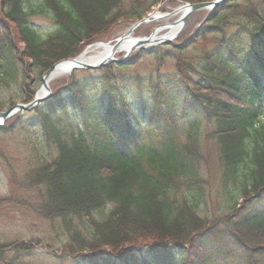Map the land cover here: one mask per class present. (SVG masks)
<instances>
[{"label":"trees","instance_id":"obj_1","mask_svg":"<svg viewBox=\"0 0 264 264\" xmlns=\"http://www.w3.org/2000/svg\"><path fill=\"white\" fill-rule=\"evenodd\" d=\"M120 1L0 0V76L17 81L28 102L33 70L41 76L104 40L117 19L138 21L166 0H131L118 12ZM37 14L54 24L46 35L28 21ZM143 58L152 59L149 74L137 69ZM49 87L7 129L37 128L56 149L26 184L39 192L37 214L58 220L68 237L62 256L72 264H264V0H225L189 36L127 62L76 69ZM201 120L217 145L213 197ZM33 247L0 241V264H22L20 253Z\"/></svg>","mask_w":264,"mask_h":264},{"label":"rangeland","instance_id":"obj_2","mask_svg":"<svg viewBox=\"0 0 264 264\" xmlns=\"http://www.w3.org/2000/svg\"><path fill=\"white\" fill-rule=\"evenodd\" d=\"M130 1L121 0L119 6L116 7L117 11L125 10ZM142 2L146 3L148 0H142ZM179 4L180 2L166 0L151 7L148 14L152 11H158L161 14L169 13ZM116 8H113L114 14L117 12ZM206 13L207 10L205 9L191 12L181 28V33L176 38L191 35L202 24L200 22ZM174 19L176 18L171 16L166 20L159 19V21L142 23L133 30L132 35L138 38L147 37L160 23ZM28 21L41 35L50 32L54 25L49 16L45 14L31 15ZM132 23L129 20L117 19L106 27L105 33H101L104 40H96V42H113L118 36L126 32ZM175 39L173 40L175 41ZM85 47H81L77 54L82 52ZM22 48L23 46L20 45L21 50ZM200 48V46H196L192 52L195 53ZM193 53L192 58L195 57ZM119 55L116 54L115 57ZM152 63V59L143 58L140 60L137 69L139 72L149 74L148 72L152 70ZM166 67H171V63ZM61 77L63 76L55 79ZM26 78L28 80L33 78L32 88L35 89L34 92L39 89L41 78L36 70H33V73H30ZM21 99L22 92L18 82L8 81L0 76V102L4 105L3 109L10 107L15 102H22ZM4 122L6 129L3 132L0 131V200H2L0 202V241L9 242L19 239L31 241L34 245L31 251L23 249L24 253L21 252L18 258L22 264H72L70 258L65 255L62 256L59 252L62 243L68 239L64 229L59 227L58 220L50 221L37 214L34 208L40 201L39 192L36 187L26 184L27 172L37 166L42 158L48 159L49 156L56 155V149L42 141L41 132L37 128H15L12 131V128L7 129L12 125L11 117ZM199 124L198 144L203 156L202 171L203 176L207 179L205 186L209 189L208 195L213 197L220 189L217 145L211 134V124L203 120ZM180 137V141H183V137Z\"/></svg>","mask_w":264,"mask_h":264},{"label":"water","instance_id":"obj_3","mask_svg":"<svg viewBox=\"0 0 264 264\" xmlns=\"http://www.w3.org/2000/svg\"><path fill=\"white\" fill-rule=\"evenodd\" d=\"M225 0H211V1H201V2H194V3H181L183 7H185L184 12L181 14L179 17V25L176 28V30L171 34L170 37H160V38H154V34L156 32V27L153 29V31L149 34L147 37H134L133 43L129 46L127 50H119V45L120 41L128 36V34L132 33L133 30L138 27L139 24L142 23H148L149 17L151 13L147 14L145 17H142L138 19V21L133 22L126 32L118 36L113 43L109 47V54L101 59H98L96 62L90 63V62H81L77 60V55L75 57H67L63 60H59L55 62L50 68L44 71L42 74L41 78V84L39 86V89H37L34 93V96L31 98L32 100L28 102H15L13 105L10 107L3 109V111H0V127L4 125V120L13 116L14 113L18 112L19 110H28L32 109L35 107L36 104H38L40 101L44 100L49 94L51 93V88H49V83L51 81V73L53 69L55 68V65L60 63V62H67L70 66L71 71L76 70V69H87V68H97L101 67L104 65H107L108 62L114 61L116 63L119 62H127L129 58L131 57V54L135 50H147L150 49L151 47L161 44V43H166V42H171L173 41L174 38H176L180 33H181V28L183 27L185 21L187 20V17L191 14L193 11L197 10H202L205 9L207 10V13L213 11L215 7H219ZM154 12V11H153ZM205 17V16H204ZM204 19V18H203ZM202 19V21H203ZM202 21L200 23H202ZM90 46V45H87ZM86 46V47H87ZM122 53L121 56H118V58L115 57L116 53Z\"/></svg>","mask_w":264,"mask_h":264},{"label":"bare ground","instance_id":"obj_4","mask_svg":"<svg viewBox=\"0 0 264 264\" xmlns=\"http://www.w3.org/2000/svg\"><path fill=\"white\" fill-rule=\"evenodd\" d=\"M185 7L182 6V4L180 3L179 5H177L176 7H174V9L172 11H170L169 13H165V14H161L158 11H154L151 13L149 20L150 21H159V19H167L172 17H175L176 19L174 20H170V21H165L163 23H160L157 27H156V32L154 34V38H160V37H170L171 34L176 30V28L179 25V20H180V16L181 14L184 12ZM134 37L132 35V33L128 34V36L124 37L120 42L119 45V50H127L129 48V46L133 43ZM112 44V42H96L91 44L90 46H87L86 48H84V50L82 52H80L77 55V60L81 61V62H96L98 59H101L105 56H107L109 53V47ZM71 72L70 66L69 64L65 61V62H60L58 64L55 65V68L53 69L52 73H51V81L54 80L56 77H60V76H66L67 74H69Z\"/></svg>","mask_w":264,"mask_h":264}]
</instances>
